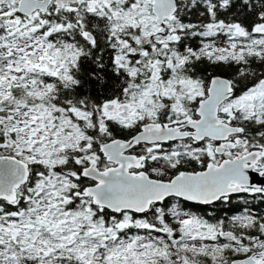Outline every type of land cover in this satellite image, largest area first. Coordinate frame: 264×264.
I'll use <instances>...</instances> for the list:
<instances>
[{"label": "snow or ice", "instance_id": "1", "mask_svg": "<svg viewBox=\"0 0 264 264\" xmlns=\"http://www.w3.org/2000/svg\"><path fill=\"white\" fill-rule=\"evenodd\" d=\"M264 0H0V264H264Z\"/></svg>", "mask_w": 264, "mask_h": 264}, {"label": "trees", "instance_id": "2", "mask_svg": "<svg viewBox=\"0 0 264 264\" xmlns=\"http://www.w3.org/2000/svg\"><path fill=\"white\" fill-rule=\"evenodd\" d=\"M248 199L251 201V203L249 205H244L241 201H239L234 197L232 201L226 204L220 203L219 207L216 208V210L219 212H224V211L231 212L238 210L244 206L252 207L254 210H264V203H262L259 200H254L252 197H248Z\"/></svg>", "mask_w": 264, "mask_h": 264}, {"label": "flooded vegetation", "instance_id": "3", "mask_svg": "<svg viewBox=\"0 0 264 264\" xmlns=\"http://www.w3.org/2000/svg\"><path fill=\"white\" fill-rule=\"evenodd\" d=\"M220 205L219 202H217L216 205L214 206H194V210H199L202 214H211L212 218H229L231 217L232 215L234 214H239L241 213L245 207L247 206H244L238 210H235V211H224V212H219L216 210V208H218ZM257 212H264V210H255Z\"/></svg>", "mask_w": 264, "mask_h": 264}, {"label": "water", "instance_id": "4", "mask_svg": "<svg viewBox=\"0 0 264 264\" xmlns=\"http://www.w3.org/2000/svg\"><path fill=\"white\" fill-rule=\"evenodd\" d=\"M262 180H264V178L259 177V176L256 177V182H257V183L261 182Z\"/></svg>", "mask_w": 264, "mask_h": 264}]
</instances>
